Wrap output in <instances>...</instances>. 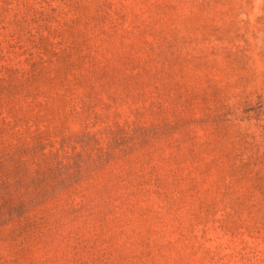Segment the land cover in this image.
<instances>
[{
	"label": "rangeland",
	"instance_id": "obj_1",
	"mask_svg": "<svg viewBox=\"0 0 264 264\" xmlns=\"http://www.w3.org/2000/svg\"><path fill=\"white\" fill-rule=\"evenodd\" d=\"M0 264H264V0H0Z\"/></svg>",
	"mask_w": 264,
	"mask_h": 264
}]
</instances>
